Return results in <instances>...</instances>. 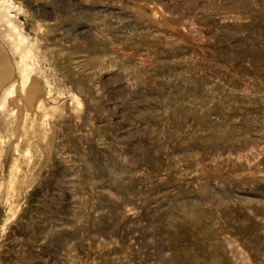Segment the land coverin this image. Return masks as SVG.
<instances>
[{
	"label": "rangeland",
	"instance_id": "374dc122",
	"mask_svg": "<svg viewBox=\"0 0 264 264\" xmlns=\"http://www.w3.org/2000/svg\"><path fill=\"white\" fill-rule=\"evenodd\" d=\"M0 45V264H264V0H0Z\"/></svg>",
	"mask_w": 264,
	"mask_h": 264
},
{
	"label": "bare ground",
	"instance_id": "6f19581e",
	"mask_svg": "<svg viewBox=\"0 0 264 264\" xmlns=\"http://www.w3.org/2000/svg\"><path fill=\"white\" fill-rule=\"evenodd\" d=\"M1 46V45H0ZM3 47V46H2ZM0 58H1V50H0ZM10 64V63H9ZM1 88V87H0ZM29 96H31V95H29ZM31 99V98H30ZM32 103H33V101H32ZM0 105H1V103H0ZM7 106V105H6Z\"/></svg>",
	"mask_w": 264,
	"mask_h": 264
}]
</instances>
